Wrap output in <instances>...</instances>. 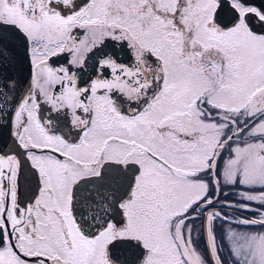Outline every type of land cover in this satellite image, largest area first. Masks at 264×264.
I'll return each instance as SVG.
<instances>
[{
  "label": "snow or ice",
  "instance_id": "6c2138e0",
  "mask_svg": "<svg viewBox=\"0 0 264 264\" xmlns=\"http://www.w3.org/2000/svg\"><path fill=\"white\" fill-rule=\"evenodd\" d=\"M0 264H264V0H0Z\"/></svg>",
  "mask_w": 264,
  "mask_h": 264
},
{
  "label": "rangeland",
  "instance_id": "374dc122",
  "mask_svg": "<svg viewBox=\"0 0 264 264\" xmlns=\"http://www.w3.org/2000/svg\"><path fill=\"white\" fill-rule=\"evenodd\" d=\"M230 199H232L233 197H229Z\"/></svg>",
  "mask_w": 264,
  "mask_h": 264
}]
</instances>
